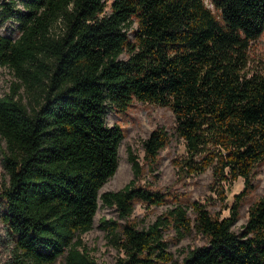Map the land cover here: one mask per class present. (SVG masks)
I'll list each match as a JSON object with an SVG mask.
<instances>
[{
    "label": "trees",
    "instance_id": "16d2710c",
    "mask_svg": "<svg viewBox=\"0 0 264 264\" xmlns=\"http://www.w3.org/2000/svg\"><path fill=\"white\" fill-rule=\"evenodd\" d=\"M209 1L213 10L204 0H2L1 22L16 21L19 33L0 35V68L16 79L0 99L8 178L0 198L17 264H97L82 236L99 202L117 214L100 219L120 255L115 264H264V198L250 207L242 232L232 231L264 161V73L250 69L264 0ZM133 101L172 112L185 176L210 171L222 194L244 181L229 217L193 203L194 221L178 205L146 227L130 222L137 202H166L135 185L143 168L131 150L133 179L101 193L124 138L121 127L106 125V110L123 114ZM168 141L164 128L143 141L147 166ZM169 226L181 239L196 231L207 244L175 261L163 234Z\"/></svg>",
    "mask_w": 264,
    "mask_h": 264
},
{
    "label": "rangeland",
    "instance_id": "374dc122",
    "mask_svg": "<svg viewBox=\"0 0 264 264\" xmlns=\"http://www.w3.org/2000/svg\"><path fill=\"white\" fill-rule=\"evenodd\" d=\"M207 7L213 10L209 0H204ZM2 0H0L1 6ZM107 6L111 0H106ZM21 6H17L20 8ZM55 32H58L55 29ZM0 35L13 40L19 36L17 22L9 20L1 22ZM122 59L126 57L121 56ZM250 69L264 73V32L251 45ZM16 79L7 68H0V99L9 95L12 83ZM19 93H22L20 90ZM106 125L111 127L118 125L123 131L124 138L118 147V166L114 176L105 183L102 192L119 191L123 189L132 179L131 164L128 160V151L131 150L142 165L141 177L136 180L135 185L152 191H158L165 195L166 202L160 206H147L137 202L135 210L130 217V222L135 223L139 228L152 224L158 217H165L168 210L181 206L187 210V215L194 221L193 203L204 206L212 217L227 218L230 215L231 207L235 202V196L244 188V181L239 178L225 185L220 192V186L213 183L210 171L199 176L187 177L179 171L177 163L185 156V147L181 140L174 134L175 121L172 112L155 104L133 101L127 111L123 114L107 108L105 113ZM164 128L169 134V141L163 150L160 151L156 163L147 166L144 162L143 141L150 133L157 129ZM5 145L0 142V197L4 186L7 184V176L3 168V151ZM264 198V161L257 165L251 176V188L248 194L241 200L238 209V220L232 227V231L239 234L248 219L250 207ZM4 211V200L0 198V264H17L14 237L8 231L1 219ZM116 219L114 209L103 207L99 202L96 215L93 219L92 229L82 236L85 247L89 250L91 257L97 264H115L119 253L105 240L104 232L100 228V219ZM164 238L168 245V251L175 261L181 262L187 253L192 249L207 244V239L192 231L184 238H179L174 227L169 226L163 231ZM59 259L55 264H62Z\"/></svg>",
    "mask_w": 264,
    "mask_h": 264
}]
</instances>
